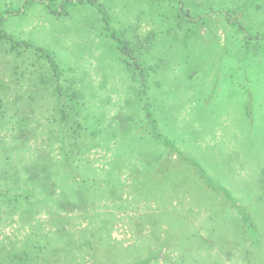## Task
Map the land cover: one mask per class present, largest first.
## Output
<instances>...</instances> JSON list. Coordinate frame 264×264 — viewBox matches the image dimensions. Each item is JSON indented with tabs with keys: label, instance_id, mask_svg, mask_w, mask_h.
Here are the masks:
<instances>
[{
	"label": "rangeland",
	"instance_id": "obj_1",
	"mask_svg": "<svg viewBox=\"0 0 264 264\" xmlns=\"http://www.w3.org/2000/svg\"><path fill=\"white\" fill-rule=\"evenodd\" d=\"M0 264H264V0H0Z\"/></svg>",
	"mask_w": 264,
	"mask_h": 264
},
{
	"label": "crops",
	"instance_id": "obj_2",
	"mask_svg": "<svg viewBox=\"0 0 264 264\" xmlns=\"http://www.w3.org/2000/svg\"><path fill=\"white\" fill-rule=\"evenodd\" d=\"M254 36H260V34L259 33H255V35ZM249 81V80H248ZM247 81V82H248ZM249 92V91H248ZM250 94L248 93V96H249ZM253 122H257V120H256V118H255V115H254V118H253ZM257 130H258V136H260L261 134H259V129L257 128Z\"/></svg>",
	"mask_w": 264,
	"mask_h": 264
}]
</instances>
